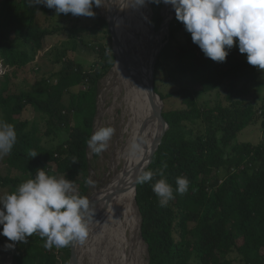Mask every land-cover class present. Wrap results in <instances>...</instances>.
I'll return each mask as SVG.
<instances>
[{"label":"trees","instance_id":"16d2710c","mask_svg":"<svg viewBox=\"0 0 264 264\" xmlns=\"http://www.w3.org/2000/svg\"><path fill=\"white\" fill-rule=\"evenodd\" d=\"M149 2L153 13L150 22L158 31L164 4ZM168 6L163 13L167 18L173 9L167 10ZM40 8L45 15L56 14L44 5ZM34 11L26 0H4L0 4V57L14 71L27 67L36 53L46 49L48 40L63 30L41 29ZM100 26L107 28L104 20ZM183 27L175 16L157 65L161 59H171L180 74L189 75L190 85L175 94L182 108L163 112L169 128L146 171L156 173L167 165L163 178L175 189L176 178L186 177L189 188L161 206L152 190L159 175L151 182L137 184L136 203L149 264H234L228 259L231 253L238 255L241 264H264V145L234 144L238 134L256 121H260L264 135V111L247 100L248 87L257 83L260 70L247 63L238 46L230 50L226 62L220 63L207 58L190 37L179 43L177 35ZM97 31L96 27L73 28L71 37L82 39ZM19 44L30 50L16 47ZM101 57L104 62L100 67L85 68L65 54L48 87L41 82L29 89H13L6 75L0 89V120L14 125L17 133L8 164L28 179L37 169L47 168L48 174L75 182L76 194L88 199L87 141L94 131L99 83L116 61L104 52ZM82 85L92 91V98L85 99L87 94L76 97L72 90ZM221 88L227 93L225 104L209 109L198 105V96ZM155 91L166 102L168 97L156 87ZM79 98L81 102L77 103ZM29 107L45 123V136L65 132L66 139L56 149H44L40 125L22 119ZM29 150H35L38 156L32 159ZM22 182L25 180L0 175L2 188L16 189ZM44 242L34 234L27 243H15L13 264H69L70 246L48 249Z\"/></svg>","mask_w":264,"mask_h":264},{"label":"clouds","instance_id":"9594fccd","mask_svg":"<svg viewBox=\"0 0 264 264\" xmlns=\"http://www.w3.org/2000/svg\"><path fill=\"white\" fill-rule=\"evenodd\" d=\"M148 0H137L138 8ZM152 3L171 5L176 19L191 34V39L207 58L226 62L230 50L238 46L246 54L247 63L264 71V0H151ZM31 6L44 5L54 9L56 15L72 14L74 17H94L93 6H101V0H29ZM115 134L113 127H101L87 141L88 147L97 155L108 147ZM17 141L12 124L0 120V157L10 154ZM142 142L133 140L128 148L130 159L143 153ZM35 159L38 154L29 150ZM156 173L143 171L137 182H151L155 175L161 178L152 184V190L161 206H166L175 195L188 191L189 180L176 178L173 188L164 177L163 168ZM91 185L89 178L86 181ZM91 203L85 196L76 194L75 182L48 174L46 169H37L33 178L20 183L17 188L0 197V235L8 241L5 248L12 249L15 243H27L28 238L39 234L44 247L63 248L86 243L89 237ZM46 238V239H45Z\"/></svg>","mask_w":264,"mask_h":264},{"label":"rangeland","instance_id":"374dc122","mask_svg":"<svg viewBox=\"0 0 264 264\" xmlns=\"http://www.w3.org/2000/svg\"><path fill=\"white\" fill-rule=\"evenodd\" d=\"M4 0H0V4ZM29 3V0H26ZM101 0V6H93V11L95 12L94 17H74L72 14H60L48 16L43 14L41 6L35 5V19L37 25L41 29H54L63 28V30L50 38L47 42V47L45 50L38 52L31 59L27 67L23 69L13 70L9 66L5 65L3 59L0 57V89L5 83L6 75L9 76L13 89H29L36 83H42L43 87H48L51 85V79L59 70V60H62L65 54L72 56L76 62L81 63L85 68H97L102 65L104 58L101 57V53L106 55H113L115 57L114 41L111 36L109 29V22L107 19V2ZM30 4V3H29ZM149 11H147L149 20L153 18V13L151 10L150 2ZM106 6V7H105ZM166 7V6H165ZM165 9V8H164ZM171 15V13H170ZM105 21L107 28L100 26L102 21ZM151 23V22H150ZM98 28V31L94 34L87 33L82 39L71 37V30L73 28ZM67 29V30H64ZM168 34L163 37L157 35L163 41L169 38ZM191 38V34L185 30L183 27L182 31L177 35L179 43H185L187 38ZM16 47L29 51L30 47L27 49L24 45L19 44ZM100 49V50H98ZM239 50V49H238ZM246 58V54H242ZM116 59V58H115ZM117 61H115L116 64ZM160 66L155 64L154 76L156 79L155 87L156 89L166 98L164 102L163 112L179 110L182 108L181 100L175 94L184 87L190 85V77L188 74H180L176 70L174 62L170 60L161 59ZM114 64V66H115ZM113 66V67H114ZM158 66V67H157ZM113 69V68H112ZM112 69L108 75L102 79L99 83L97 92V116L95 118L94 131H97L101 127H113L115 129V134L109 141L108 147L101 154L97 155L88 149V160L90 166V179L92 184L90 185L89 200L91 204L93 201L94 191L102 188L109 180L108 175L112 172V165L114 157L117 156V151L123 148V145L127 142L128 135L122 136L123 131L128 123V117L124 115L125 106L123 105V94L122 96L116 90H113L111 85H107V79L112 72ZM45 80V81H44ZM45 82V84H44ZM117 86V85H116ZM242 87L240 84L238 88ZM76 97L83 96L87 94L88 98H92L94 94L89 90L87 85H82L78 88L72 90ZM226 91L224 88L216 90L212 93L200 95L197 97L198 105L201 108H213L219 104H225ZM69 98V97H68ZM77 103L81 102V99ZM247 100L250 101L256 109H263L264 111V71L260 70V78L256 84L250 85L247 92ZM3 117V112L0 111V119ZM23 120H28L30 125L39 124L42 128V146L46 150H54L58 145H60L65 139V132H61L58 135L45 136V123L41 121L40 115L32 108L26 109L23 115ZM123 123V124H122ZM29 125V126H30ZM31 127V126H30ZM125 140H124V139ZM122 141V142H121ZM240 143H251L254 145L262 144L264 145V135L260 121L253 122L245 130L238 134L235 139L234 144ZM9 155L0 157V175L4 178H20L22 180H27L29 177L23 174L20 170L12 168L7 160ZM124 168L123 163L117 165V170H122ZM15 189L12 188H2L0 186V197L5 196L13 192ZM137 209V207H136ZM137 218L139 217V235L141 237V216L137 209ZM0 231H2V226H0ZM143 246L139 247L138 255L139 260L141 259V264H149V255L147 245L142 240ZM7 243H11L6 237L0 235V264H13L12 249L5 248ZM99 247V248H98ZM72 246L70 245V249ZM97 250L94 253H86L83 257V264H115L113 257L109 251H107L103 245L96 246ZM61 249V248H59ZM228 259L232 260L234 264H241L240 259L236 253H231ZM105 261V262H104Z\"/></svg>","mask_w":264,"mask_h":264},{"label":"bare ground","instance_id":"6f19581e","mask_svg":"<svg viewBox=\"0 0 264 264\" xmlns=\"http://www.w3.org/2000/svg\"><path fill=\"white\" fill-rule=\"evenodd\" d=\"M105 1L117 61L107 85H111L118 95L123 94L124 115L128 117V123L122 136L128 135V139L114 157L109 181L93 193L89 237L85 244L73 245V264H83L84 255L87 252L95 254L99 244L109 251L115 264H141L137 256L143 244L134 201L135 179L148 161L162 126L154 120V108L146 87L152 62L165 39L161 41L157 35L162 33L163 37L167 34L165 25L171 15L168 18L164 15L165 25L155 35L147 14L148 2L133 8L137 6V0ZM171 7L169 5L167 10ZM134 139L142 142L144 150L138 158L130 159L127 153ZM122 163L124 168L117 170V165Z\"/></svg>","mask_w":264,"mask_h":264},{"label":"water","instance_id":"95a60500","mask_svg":"<svg viewBox=\"0 0 264 264\" xmlns=\"http://www.w3.org/2000/svg\"><path fill=\"white\" fill-rule=\"evenodd\" d=\"M165 6L166 5L164 4V7L162 9L163 21H162L160 29L158 31H155L154 27L150 23V26L152 27L153 31L155 32V35H157L161 31L163 25H165L164 24V14H163ZM175 16H176V14H175V11L173 9L172 10V14H171V18L165 25V29H166L167 32L169 31L170 23L173 21ZM109 29H110V32H111L112 39L114 41V38H113V35H112V27H111V25L109 26ZM167 43H168V39H166L165 42L161 43L160 48H159L158 52L156 53V55L154 57V60L152 62V66H151V72H150V75L148 77V83H147V87H146V89L148 91V94H149V98H150L151 104L153 105V108H154V120H155V122H157V123L162 125L161 126V131H160V133L158 135V139H157L156 143L154 144V146H153V148H152V150H151V152L149 154L148 161L146 162L145 166L142 168V170L140 171L138 176L141 175L143 171H146L147 168L150 166V164L152 162V158H153L154 154L157 152L159 146L161 145L163 137H164V135L166 134V132H167V130L169 128L167 122L165 121V119L163 117L164 102L162 101L161 97L155 91V76H154L155 64H156V62L158 60V57H159L160 53L162 52L163 48L165 47V45ZM114 45H115V42H114ZM115 58H116V54H115ZM137 177L135 179L134 201H135L136 207L138 209V206H137V203H136L137 184H138ZM138 211H139V209H138ZM141 223H142V221H141ZM140 232H141V228H140ZM141 238H142V235H141ZM71 246H72V248H71V259H70L69 264H73V260H74V247H73V245H71Z\"/></svg>","mask_w":264,"mask_h":264}]
</instances>
